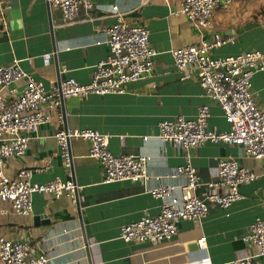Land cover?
Here are the masks:
<instances>
[{
    "label": "crops",
    "instance_id": "crops-1",
    "mask_svg": "<svg viewBox=\"0 0 264 264\" xmlns=\"http://www.w3.org/2000/svg\"><path fill=\"white\" fill-rule=\"evenodd\" d=\"M8 1L6 25L0 22V66L17 59L47 88L62 78L72 77L81 83L91 80L94 66L109 54L107 44L96 43L107 39L104 29L115 22L112 13L117 8L126 13L131 24L150 30L151 43L159 54L153 74L127 83L124 93L74 97L58 109H46L50 120L35 133L28 151L22 157L7 159L5 164L9 176L21 169L33 170L36 183L68 180L56 138L62 128L58 113L66 110L67 126L107 134L115 154L146 156L149 180L104 183L101 163L89 154L90 143L72 140L73 178L82 186L78 201L35 194L31 215L10 212L0 217L2 233L13 241H28L35 254L48 253L50 264H222L251 256L264 264L260 249L242 240L251 223L264 215V160L247 156L236 144L206 142L191 154L204 183L215 179L216 169L226 156L235 157L258 174L255 181L240 186L241 200L228 208L210 204L207 217L200 222L178 220L172 241L127 242L120 238L124 226L158 215L164 201L181 197L180 190L164 200L147 191L169 183L168 175L185 162V152L158 138L161 122L180 115L194 118L199 108L208 104L209 128L216 132L230 129L222 109L204 94L199 81L182 80L174 66L172 50L210 40L212 31L199 32L185 16L173 15L181 0H149L147 4L142 0H94L91 14L95 20L81 9L69 25L62 23V12L50 8L47 0ZM260 5L264 8V0H236L229 9L216 10L213 31L233 35L236 42L213 48V56L264 52ZM45 54H52L49 64L43 61ZM25 85L21 80L10 86L5 90L6 98L14 100ZM254 91L257 101L264 105V71L254 76ZM209 192L207 185L197 190L200 197ZM0 206L8 208L9 204L0 202ZM47 218L50 223H43ZM202 237H206L204 249L199 243Z\"/></svg>",
    "mask_w": 264,
    "mask_h": 264
},
{
    "label": "built area",
    "instance_id": "built-area-1",
    "mask_svg": "<svg viewBox=\"0 0 264 264\" xmlns=\"http://www.w3.org/2000/svg\"><path fill=\"white\" fill-rule=\"evenodd\" d=\"M169 2V0H165ZM236 0H181L173 15L185 16L199 32L212 31L210 40L172 50L174 66L182 80L196 78L204 94L216 101L224 113L230 129L216 132L209 128L210 106L205 104L196 117L180 115L160 123L157 135L163 143H173L182 150L185 162L169 175L170 182L148 188L155 198L166 199L176 190L181 197L164 201L156 216L145 217L124 226L120 238L125 241H172L178 232L177 221L189 219L202 221L209 213L210 204L228 208L241 200L240 186L255 181L259 176L242 166L233 156L221 159L215 179L204 183L194 165L191 150L206 142L229 143L241 146L247 156L264 160V105L256 99L254 76L264 71V52L246 51L225 57H215L212 49L228 43H235L233 35L214 32V16L218 8L229 9ZM50 8L59 9L62 23L71 24L83 9L90 20L95 11L94 0H47ZM149 0H142L147 4ZM8 0H0V22L6 25ZM115 22L104 29L107 39L97 45L107 44L110 51L106 59L98 62L87 83L75 78H62L47 88L41 80L26 72L19 60L0 66V217L14 212L29 216L34 210L35 194H47L55 198L66 196L73 202L79 199L82 186L73 178L72 140H86L90 143L89 154L101 163L103 182L148 181L150 171L144 155L115 154L109 146V136L93 128L67 126L69 113H58L62 128L57 132L60 154L70 175L68 180L54 179L45 183L33 182L34 171L21 169L15 175L5 172L6 160L22 157L30 148L31 141L40 126L49 122L47 110H55L74 97L90 94H121L129 82L147 78L153 74L158 50L152 45L150 30L144 25L131 24L126 13L115 9ZM49 64L52 54L42 56ZM26 85L21 94L9 101L5 90L18 81ZM36 171L42 172V169ZM207 185L210 192L200 197L197 190ZM242 240L260 249L264 256V215L257 217ZM206 237L199 240L205 248ZM52 257L42 251L35 254L28 241H13L0 230L1 264H50ZM222 264H260L255 257L238 258Z\"/></svg>",
    "mask_w": 264,
    "mask_h": 264
},
{
    "label": "rangeland",
    "instance_id": "rangeland-1",
    "mask_svg": "<svg viewBox=\"0 0 264 264\" xmlns=\"http://www.w3.org/2000/svg\"><path fill=\"white\" fill-rule=\"evenodd\" d=\"M259 4H260V3H259ZM258 9H259V14H262V13H264V11H263V10H264V8H263V6H262V5H260ZM258 9H257V10H258ZM262 16H263V15H262ZM257 17H258V16H257ZM0 264H1V262H0Z\"/></svg>",
    "mask_w": 264,
    "mask_h": 264
},
{
    "label": "water",
    "instance_id": "water-1",
    "mask_svg": "<svg viewBox=\"0 0 264 264\" xmlns=\"http://www.w3.org/2000/svg\"><path fill=\"white\" fill-rule=\"evenodd\" d=\"M43 223L49 224L50 221H49L48 218H47V220H45Z\"/></svg>",
    "mask_w": 264,
    "mask_h": 264
}]
</instances>
